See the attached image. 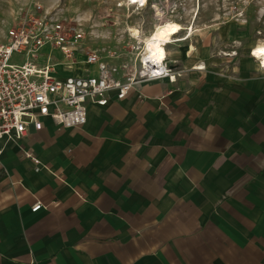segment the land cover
<instances>
[{
    "label": "crops",
    "instance_id": "crops-1",
    "mask_svg": "<svg viewBox=\"0 0 264 264\" xmlns=\"http://www.w3.org/2000/svg\"><path fill=\"white\" fill-rule=\"evenodd\" d=\"M187 41L176 59L168 48L176 83L6 144L0 264H264V71L235 77L232 56L193 60Z\"/></svg>",
    "mask_w": 264,
    "mask_h": 264
},
{
    "label": "built area",
    "instance_id": "built-area-1",
    "mask_svg": "<svg viewBox=\"0 0 264 264\" xmlns=\"http://www.w3.org/2000/svg\"><path fill=\"white\" fill-rule=\"evenodd\" d=\"M124 1L117 8L143 9L148 4V0ZM81 21L45 13L27 17L7 31L6 43L0 45V168L6 144L23 138L30 126L41 130L43 120L49 118L63 129L82 128L88 122L90 107L123 101L143 83L164 79L176 83L182 77L184 71L168 55L159 61L145 51L130 62L106 57L88 45ZM43 49L58 50L63 62L53 63L48 56L45 65H38V53ZM15 53L26 54L27 60L11 64ZM80 65L84 66L80 75H57L58 66L73 71ZM260 68L264 71L261 62ZM25 154L37 172L42 170L32 150ZM43 207L36 202L32 212Z\"/></svg>",
    "mask_w": 264,
    "mask_h": 264
},
{
    "label": "rangeland",
    "instance_id": "rangeland-1",
    "mask_svg": "<svg viewBox=\"0 0 264 264\" xmlns=\"http://www.w3.org/2000/svg\"><path fill=\"white\" fill-rule=\"evenodd\" d=\"M124 2L0 0V45L6 43L7 31L21 20L45 13L60 14L82 20L87 43L92 49L118 62H130L145 52V39L158 25L175 22L185 30L173 39L177 42L167 47V52L170 48L175 59L181 44L178 40L192 34L187 41L190 52L186 56L189 58L197 61L217 59L226 63L225 56H232L229 57L232 60L229 71L233 66L235 77L262 71L260 61L250 53L264 44V0H148L143 9L117 8ZM194 45H199L197 53L192 48ZM48 52L43 49L38 53L37 63L45 61ZM57 58L53 55L55 61L59 60ZM26 60V54L15 53L11 64H23Z\"/></svg>",
    "mask_w": 264,
    "mask_h": 264
},
{
    "label": "bare ground",
    "instance_id": "bare-ground-1",
    "mask_svg": "<svg viewBox=\"0 0 264 264\" xmlns=\"http://www.w3.org/2000/svg\"><path fill=\"white\" fill-rule=\"evenodd\" d=\"M134 3H145L147 0H133ZM182 31H185L184 28L175 22H167L161 25H158L152 34L145 39V51L146 54L151 56L155 60H163L167 55V47L172 45L174 42L173 39L179 37ZM138 32H136L137 34ZM192 34L187 38H182L178 42H184L189 40ZM250 56L254 59H257L264 65V44L257 46L252 50Z\"/></svg>",
    "mask_w": 264,
    "mask_h": 264
}]
</instances>
